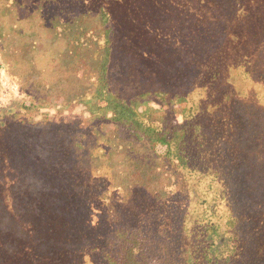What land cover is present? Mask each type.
Masks as SVG:
<instances>
[{
	"label": "trees",
	"instance_id": "trees-1",
	"mask_svg": "<svg viewBox=\"0 0 264 264\" xmlns=\"http://www.w3.org/2000/svg\"><path fill=\"white\" fill-rule=\"evenodd\" d=\"M206 1L0 0L23 107L90 115L0 140V264H264V17L222 83Z\"/></svg>",
	"mask_w": 264,
	"mask_h": 264
},
{
	"label": "rangeland",
	"instance_id": "rangeland-1",
	"mask_svg": "<svg viewBox=\"0 0 264 264\" xmlns=\"http://www.w3.org/2000/svg\"><path fill=\"white\" fill-rule=\"evenodd\" d=\"M180 5L186 4L188 9L191 11H200L201 13H207L211 6L206 0H178ZM223 16L232 17L228 19L227 24L223 21L220 24L222 26L219 36L218 43L224 45L221 47L222 52L225 53L228 58L225 61V69L223 71L222 83L227 80L233 62L231 60L238 56L242 51L241 42L234 44L232 40V35L237 34L239 31L240 39L245 40L251 43L254 37L261 35L263 31V17H264V0H249L246 6L243 9L233 8L230 5L221 6ZM215 14H220L219 8L212 9ZM230 22V24H229ZM236 25L233 28V32H230L232 29L231 25ZM235 29V30H234ZM229 30V32H228ZM212 31L211 33H213ZM16 60V59H15ZM231 65V66H230ZM14 73L13 68L10 67L8 62L0 49V140H7L9 143L15 146H19L20 149H24L27 143V136L34 130L36 131L39 126L36 124H31L32 121H36L39 118L41 113H47L49 118L52 120V123L58 124L60 122H84L89 118V112L85 105L76 104L71 105L70 107H65L63 105L49 106L39 111L37 109H27L23 107H32V97L27 93L29 90L26 86H23L19 81L12 75ZM247 83V81H246ZM150 104L156 108L165 107L156 99L150 101ZM182 106L184 102L180 103ZM6 109V110H4ZM175 117L178 121L182 120V115L177 112ZM55 125V126H56ZM37 150L40 148L37 146ZM166 146L158 145L156 147V152L162 156L165 154ZM1 184V182H0ZM28 183L23 184L27 187H36L45 186L42 183L36 184L35 182L27 185Z\"/></svg>",
	"mask_w": 264,
	"mask_h": 264
}]
</instances>
